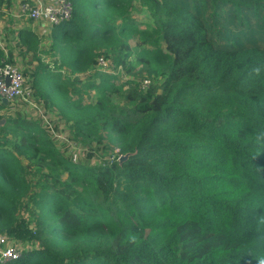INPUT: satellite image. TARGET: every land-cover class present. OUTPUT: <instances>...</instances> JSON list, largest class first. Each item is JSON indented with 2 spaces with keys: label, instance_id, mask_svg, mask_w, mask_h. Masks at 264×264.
Segmentation results:
<instances>
[{
  "label": "trees",
  "instance_id": "obj_1",
  "mask_svg": "<svg viewBox=\"0 0 264 264\" xmlns=\"http://www.w3.org/2000/svg\"><path fill=\"white\" fill-rule=\"evenodd\" d=\"M70 1L46 48L17 31L57 122L0 104L4 264H264V0ZM99 57L136 80L91 82Z\"/></svg>",
  "mask_w": 264,
  "mask_h": 264
},
{
  "label": "built area",
  "instance_id": "obj_2",
  "mask_svg": "<svg viewBox=\"0 0 264 264\" xmlns=\"http://www.w3.org/2000/svg\"><path fill=\"white\" fill-rule=\"evenodd\" d=\"M73 5L70 0H34L21 1L16 16L26 18L36 24L39 36H47L50 30L68 21L71 18ZM106 59L99 57L97 67L104 64ZM149 80H144L141 87H145ZM5 100V102H3ZM24 102L30 106L34 105L32 89L27 83L21 69L16 64L1 62L0 64V104ZM21 254V248L9 239L5 234L0 233V264L17 259Z\"/></svg>",
  "mask_w": 264,
  "mask_h": 264
},
{
  "label": "rangeland",
  "instance_id": "obj_3",
  "mask_svg": "<svg viewBox=\"0 0 264 264\" xmlns=\"http://www.w3.org/2000/svg\"><path fill=\"white\" fill-rule=\"evenodd\" d=\"M131 13H134V11L132 10ZM0 15H1L0 16V22H3V23H0V46L5 48V45L9 44V47L12 48V51H15V53L20 55L19 54L20 51L18 50V48L15 44V39H16L17 33L14 36V32H17L19 27H21V25L25 26L26 23H29V20H26V18L25 19L24 18H18L16 16V13H14L12 16H10L9 14H6V13L0 14ZM144 17H146V14H144V13L136 15V18L138 20H140ZM13 19H14V21H13ZM145 19H143V20H145ZM13 24L15 26L14 29H12V27H11V25H13ZM40 40L43 42L41 45V49L44 47L46 48L50 43V40L48 41L47 38L44 39V37H40ZM36 55L39 57V59L42 62L49 65V67L52 66L51 68L53 70H55L54 69L55 65L53 64V60H52L53 56L51 53H44L43 51H40V52L36 53ZM16 58H19V57H16ZM26 59H27L26 57L21 56L20 59L16 60L17 61L16 65H18L20 68H22V67L24 68V66L26 65ZM114 63H115L114 60L109 58V60L105 61L104 64L99 65V70L97 71L98 77H96L94 80H91V82L99 83L100 80L103 79V80L108 81V82H113L114 83L113 85L117 86V85H120L119 83H121V81H123V80H127V79H132L133 81L136 80V78H134L132 75H128V74L123 73L120 70V67H116ZM137 71H140L139 65H136V72ZM96 89H97V87L96 88L92 87V88H89L88 91L84 92V95H85L83 98L84 101H89L91 99L90 97L93 98L95 96V93H96L95 90ZM108 98H109V103L111 105H115V107H119L121 105L120 104V98L117 94L108 95ZM33 102H34V105H32V106H23V105H20L21 103H19V102H16V103L12 102V103H14L13 105L15 107L10 109L9 111L13 112L15 109H22V113L28 115L29 117H33L34 119L39 118V117L45 119L43 121V123L45 125L48 124L47 126H49L51 128V126H53L54 122H57L56 112L53 111L54 109H52V110L49 108L46 109L43 106V104H41V103L38 104L34 100H33ZM9 111L2 109V110H0V114L8 113ZM63 127H64V130H63L64 133L62 132L61 135L66 134V131H67L65 124L63 125ZM52 133H53V131H52ZM65 138L63 137L62 139H65ZM62 141H64L66 144L68 142L66 139L62 140ZM57 143L60 146L63 145L60 142H57ZM70 147H71V150H70L71 154L76 155L77 158H82V159L86 158V155L88 152L87 146L81 145V144H74L73 145L71 143ZM63 148L66 149V147H63ZM65 149H63V150H65ZM91 152L93 153L92 160H95V161L99 160L103 156L108 155L107 153L104 154L103 152H93V151H91ZM15 243H16L17 247L24 249V247H25L24 244L17 243V242H15Z\"/></svg>",
  "mask_w": 264,
  "mask_h": 264
},
{
  "label": "crops",
  "instance_id": "obj_4",
  "mask_svg": "<svg viewBox=\"0 0 264 264\" xmlns=\"http://www.w3.org/2000/svg\"><path fill=\"white\" fill-rule=\"evenodd\" d=\"M21 1H29V2H32L34 0H0V14L6 13V14H9L10 16H12L14 13L17 12L18 6H19V4H20ZM26 20H29V19H26ZM13 21H14V19H13ZM0 23H3V22H0ZM11 27H12V29H14L15 28L14 24L11 25ZM21 29L34 31L37 34V36H38V38L40 40V36L37 33L38 27H37L36 24L32 23V21H30L29 23H26L25 26L21 25V27H19L18 30H21ZM16 33L17 32H14V36H15ZM42 43L43 42L40 40V43H39L40 47H41ZM0 47L3 49V51H4L5 54H8V49L10 48L9 47V44L5 45V48L2 47V46H0ZM29 55L30 54H26L25 57L28 58V57H30ZM12 56H13L14 61L17 62L16 60L20 59L22 55L21 54L18 55L17 53H15V51H12ZM16 57H19V58H16ZM0 110H2V108H0ZM3 121H4V119H1L0 120V123H2Z\"/></svg>",
  "mask_w": 264,
  "mask_h": 264
},
{
  "label": "water",
  "instance_id": "obj_5",
  "mask_svg": "<svg viewBox=\"0 0 264 264\" xmlns=\"http://www.w3.org/2000/svg\"><path fill=\"white\" fill-rule=\"evenodd\" d=\"M3 102H5V100H3Z\"/></svg>",
  "mask_w": 264,
  "mask_h": 264
}]
</instances>
